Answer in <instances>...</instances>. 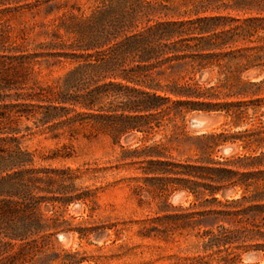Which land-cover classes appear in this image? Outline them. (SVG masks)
Segmentation results:
<instances>
[{
  "label": "trees",
  "instance_id": "1",
  "mask_svg": "<svg viewBox=\"0 0 264 264\" xmlns=\"http://www.w3.org/2000/svg\"><path fill=\"white\" fill-rule=\"evenodd\" d=\"M22 3L31 13L49 18L54 30L47 33L53 38L47 46L62 50L58 56L69 61L72 68L54 85H30L25 43L5 49L0 40V258L9 256L10 261H17L29 249L39 247V238L60 232L56 223H49L42 215L43 203L50 202L54 208L56 202L69 205L76 200L60 199L56 195L62 192L53 189L57 181L54 176H61L64 171L35 166V154L23 146V118L34 120L37 128H47L52 138L72 134L81 127L93 129L119 144L130 131H148L154 119L148 114L160 111L169 99L165 96L170 95L185 98L186 102L177 104L188 106V113L224 112L236 127L250 120V128L235 140L245 150L260 149V153L247 158L248 163H234V170L205 167L201 169L205 174L201 178L221 187L238 178L233 185L244 191L240 199L225 203L213 200L221 206L232 205L235 210L205 213H224L235 220L252 216L251 229L210 232L207 247L232 245L241 241L242 236L264 242V224L254 222L258 217L264 220V114H259L264 105V79L257 80L264 74V0H15L17 8ZM188 4L196 13H227L197 21L201 24L199 34L204 37L197 47L204 67L217 65L223 68L224 75L220 85L206 90L193 85L169 89L149 76L155 70L161 75L171 62L187 59L185 53L194 48L187 44L194 39L183 38L197 30L192 29L195 22L180 20V8ZM221 25L222 29L215 33L214 27ZM2 52L10 55H1ZM247 73H253V78L244 80ZM6 90L15 91L10 103L3 95ZM209 97L237 101L217 107H203L192 101ZM115 102L119 109L115 107L116 113L112 115L110 110ZM247 108L252 110L251 116ZM221 136L222 142L229 140L223 133ZM146 156L162 157L152 152ZM148 172L156 173V169ZM208 172L216 175L207 177ZM183 174L195 177L191 171ZM249 180L256 191L247 196ZM220 191L213 188L210 192L214 196ZM243 202L251 206L242 209ZM50 212L54 213L53 209ZM262 246L258 244L257 248Z\"/></svg>",
  "mask_w": 264,
  "mask_h": 264
},
{
  "label": "rangeland",
  "instance_id": "2",
  "mask_svg": "<svg viewBox=\"0 0 264 264\" xmlns=\"http://www.w3.org/2000/svg\"><path fill=\"white\" fill-rule=\"evenodd\" d=\"M21 5L17 8L15 0H0L1 47L10 49L25 43L24 54L31 68L28 84L54 85L72 64L58 56L62 50L47 46L53 39L47 33L54 30L49 18L31 13L24 3ZM192 7L190 4L180 8V20L195 22L192 29H197L183 38L194 39L186 42L194 47L185 53L188 58L171 62L161 75L156 70L149 75L165 88L193 85L206 90L224 81L223 68L204 67L202 53L197 48L204 37L199 34L201 24L197 21L227 13H196ZM214 28L218 33L222 25ZM229 66L232 72L233 60ZM247 77L253 78V73L245 74L244 80ZM261 79L264 74L257 80ZM14 94L15 91L3 92L7 103L12 102L10 97ZM165 97L169 99L163 102L160 111L148 114L154 118L151 128L143 132L130 131L121 137L119 144L93 129L81 127L72 134L52 138L47 128H37L34 120L23 118L20 124L25 135L23 146L35 154V166L64 171L61 176H54L57 181L53 189L62 192L56 195L60 199L76 200L69 205L56 202L54 208L50 202L43 203L42 215L49 223H56L60 232L46 239L39 238V247L29 249L25 257L10 261L9 256H4L0 264H264L263 241L242 236L241 241L232 245L207 247L210 232L251 229L252 216L235 220L224 213H205L235 210L232 205L221 206L213 200L225 203L240 199L244 191L233 185L238 178L222 187L201 178L205 175L201 169L205 167L234 170V163H248L247 158L260 153V149L245 150L242 143L235 140L250 128V120L236 127L224 112L188 113V106L177 104L186 102L185 98ZM192 101L203 107H217L237 100L209 97ZM112 106L110 111L114 115L113 109H119V104L115 102ZM261 113L264 114V105ZM247 114L251 116L250 108ZM200 116H214L218 120L201 130L192 128L191 120ZM262 122L264 126V117ZM222 133L229 139L227 142H222ZM151 152L160 153L162 157H147ZM153 161L162 163L151 165ZM174 165L192 168L185 170ZM151 169H156V173L148 172ZM170 170L173 172H165ZM186 171L193 172L195 177H187L183 174ZM252 182L249 180L247 196L256 191ZM213 188L221 191L213 196L210 192ZM248 206H251L249 202H243L241 208ZM254 222L264 224L260 217ZM258 244L263 245L259 250Z\"/></svg>",
  "mask_w": 264,
  "mask_h": 264
},
{
  "label": "water",
  "instance_id": "3",
  "mask_svg": "<svg viewBox=\"0 0 264 264\" xmlns=\"http://www.w3.org/2000/svg\"><path fill=\"white\" fill-rule=\"evenodd\" d=\"M217 120H218L217 117L214 116H200L193 118L190 122V125L194 129L201 130L214 124Z\"/></svg>",
  "mask_w": 264,
  "mask_h": 264
}]
</instances>
